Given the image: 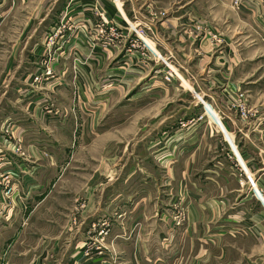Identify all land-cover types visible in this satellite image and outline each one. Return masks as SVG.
<instances>
[{"label":"crops","instance_id":"crops-1","mask_svg":"<svg viewBox=\"0 0 264 264\" xmlns=\"http://www.w3.org/2000/svg\"><path fill=\"white\" fill-rule=\"evenodd\" d=\"M117 1L44 0L35 6L37 20L26 23L6 60L5 71L0 74V175L13 174L17 193L11 200L0 199V264H203L201 252L207 253L209 264L215 243L208 237L201 251L202 235L219 238L224 259L234 250L242 259L245 257L237 264H264V207L249 186L241 188L231 176L232 157L226 138H220L214 130L207 136L182 130L167 133L171 122L183 121L185 116L198 119L201 105L192 91L206 96L226 137L237 146L247 173L256 178L255 186L264 193V0H239L236 6L234 0H130L129 5L125 0ZM23 2L0 0L1 28L8 22L6 14ZM65 11L77 20L91 17L93 11L103 13L106 21L123 31L122 43L104 51L93 47L87 36L77 35L76 51L63 48V52H54L56 47L47 45L46 36L60 23L55 14L60 16ZM44 12L47 15L41 18ZM133 18L145 25L134 58L149 59L146 66L150 76L153 69L159 70H154L157 73L145 83L143 104L147 107L142 124L148 127L132 150L156 158L159 171L167 175L158 176L160 183L147 165L130 168L114 163L108 167L104 162L105 152L120 148V139L116 138L120 128L115 127L120 118L105 116L104 111L118 108L119 98L133 89L140 75L135 69L121 67L128 56L130 34L126 28ZM47 55L57 58L52 65L55 78L34 84L31 76ZM156 59L158 63H154ZM168 71L177 77L171 85L163 82ZM239 90L251 99L253 112L247 119L240 118L231 107L233 95ZM103 91L106 96L100 93ZM174 108L177 113L169 115ZM128 119L132 124L141 120ZM208 120L212 121L211 117ZM135 131L131 126L126 134ZM205 136L207 142L201 146ZM139 143L144 147L140 149ZM16 146L24 155L15 154ZM173 151L182 153L183 158L169 168L168 160H159ZM189 152L193 153L187 159ZM78 158L81 163L95 159L97 166L91 173H95V189L101 196H94L86 182H82L86 192L82 188L79 197L68 192L72 189L68 174L79 164ZM182 163L186 168H181ZM109 176L115 179L110 182V195L104 198L103 178ZM163 176L166 182H162ZM168 184L175 185L176 195L185 186L188 189L182 200L188 204L187 223L175 231H170L167 224L171 220L167 204L176 203V195L171 200L162 194L168 200L166 208H162L160 198V215L153 211L157 210V189H165L166 197H171L168 193L173 189ZM61 189L64 193L59 192ZM80 197L87 207L79 215L77 226L71 222V213L62 211V219L57 217L60 211L48 208L69 206ZM239 197L238 208L232 212V200ZM105 201L111 208L107 215L116 222L106 245L87 257L92 225L106 213L104 205L98 209V203ZM219 212H224L223 219ZM169 233L178 237L179 245L158 246V238ZM233 239L249 244L253 239L256 245L243 251L228 244Z\"/></svg>","mask_w":264,"mask_h":264},{"label":"rangeland","instance_id":"rangeland-1","mask_svg":"<svg viewBox=\"0 0 264 264\" xmlns=\"http://www.w3.org/2000/svg\"><path fill=\"white\" fill-rule=\"evenodd\" d=\"M14 1V0H13ZM23 4L20 3V6L18 7L17 10H15L14 12H11L10 14H6L8 15V19L4 25V27H0V74L1 72L5 71V64H6V60L9 58L10 53L13 50V47L15 46V43L18 40V37L20 36V34L23 31V28L26 27V23L27 22H31L33 20H37L36 16H37V12L35 11V6H39L41 5L44 0H23ZM126 4L129 5L131 4L130 0H125ZM132 1V0H131ZM118 2V1H117ZM12 5V2H11ZM15 5H19L16 4ZM22 5V6H21ZM234 6L235 5V0L233 3ZM96 11V10H95ZM93 11V13L91 14V17H87L84 18L82 17L81 19L77 20L75 18H73L72 16H70V13L67 11L64 12V14H55V17L57 20L56 22L58 23L60 21V23H56V27L55 29H53L51 32H48L47 34V40L46 43L47 45H51V48H55L54 52L60 51L63 52L64 49H72V51H76V45H75V40L77 38V35H85L88 37V41H90L91 45H97L98 42L96 40V31L94 29V26H92L90 23H94V22H103V20L106 21V17L103 15V13H97ZM97 14H99V16H97ZM5 15V14H4ZM45 15H47L46 12L42 13L40 15L41 18L45 17ZM61 15L63 16L61 18ZM59 16V18H57ZM39 18V17H38ZM131 23L133 24H137V30L140 29H144L145 30V25L139 21V19L137 18H133L130 19ZM109 22V21H107ZM89 24V25H88ZM140 27V28H139ZM145 34H143L144 36ZM142 36V33H141ZM142 36V37H143ZM139 42V41H138ZM138 44V43H137ZM136 44V47L134 48V50H132V52H127L130 54H137V47L138 45ZM141 44V43H140ZM128 46L130 48V43H128ZM64 48V49H63ZM63 49V50H62ZM128 49V48H127ZM48 51V48H47ZM46 51V52H47ZM53 51V50H51ZM48 53V52H47ZM61 54V53H60ZM63 54V53H62ZM57 61V58H53V57H49L47 55V59L44 60V62L42 63L41 67H39L31 76L32 82L34 84H44L45 82H52L53 79L55 78V73H54V69L53 66ZM149 62L147 60H138V59H132L131 57L127 56L125 58L124 61L121 62V67L123 69H135L136 71H138V73L140 75H137V78H135L136 80L133 83V89L129 92V93H124L123 95H121V98H119V106L118 108H113V109H108L104 111V115L105 116H111V115H118L120 118L119 119V124L115 125L116 129L120 128V132L118 137L120 139V148L116 149L113 148L107 152H105V157H104V162H105V166L107 165L108 167L112 166V164H118V166L121 165H125L128 164L127 167L129 166L130 168L132 167H136L138 166H143V165H147L148 167H151V171H152V176H154L155 178H157L156 180H158V183H160V179H158V176L161 175H165L164 170H162V172H160L157 167V162L155 161L156 158H154L152 155L147 156L148 152L142 151V152H138L133 153L134 151L133 149V145H135L136 143L140 142V140H142L144 138V130L145 128H147L148 126H144V124H142V118H144V113L146 112L145 108L147 106H145L143 104L144 99V93H143V89L145 86V83H147V81L150 79V77H153V75L157 72H154V70H159V69H153L151 76L148 74L149 73V68L146 66ZM158 63V59L155 60L154 63ZM76 63V61H75ZM171 63V62H170ZM160 65L162 64L161 62L159 63ZM172 67L174 68V64H171ZM175 69V68H174ZM73 70L76 74V65L73 64ZM44 72H49L50 76L49 77H45L42 76V78L40 79V82H36L35 78L39 77L42 73L44 74ZM144 74H148V76H145ZM170 74V71L167 72V75ZM166 78H169L170 81H167ZM174 78L177 77H172L170 78L169 76H166L164 78V83L171 85L173 84V82L175 81ZM108 80V79H107ZM121 80V79H120ZM159 81V80H158ZM117 83V80L115 81ZM111 83V82H110ZM185 88H189V84L188 83H183ZM175 85H177V83H175ZM178 86V85H177ZM175 92V89H172ZM187 90V89H186ZM103 95H107L106 92H100ZM198 92L196 91H192V96L196 99L195 101L197 103H199L200 106V114L198 116V119H196L197 117H189L186 118L185 116V120L181 121V120H177L176 122H171L169 128H167V133L170 134L172 132H178L179 130H182L186 133H190V132H195L198 134H203L206 135L209 132H213V130L215 132H219V136L220 138H226L227 143L229 145L230 148V152H231V176L233 178H236L239 181V186L242 187H246L249 186L250 190H253V192L257 195V197H259L263 207H264V200L263 197L264 193L262 194V192L259 191V189L255 186L256 183V178L253 177V175H250L247 173L244 164H243V160L241 158V155L239 154V151L237 149V146L231 142L229 140V138H227L226 133H225V129L223 124L221 123V120L219 118V116H217L214 111L212 110V108L209 106V102H208V98L204 95L201 94H197ZM174 95V94H173ZM104 96V97H105ZM243 96V98L241 97ZM150 100V99H148ZM251 103V99L249 98V95L247 94V92L239 90L237 91V93H235L233 95V99L231 101L232 104V108L233 110H236V112H238V116L240 118L245 119L242 116L241 113V104H246V109L248 110V116L247 118H249L252 115V108L250 107ZM149 110V109H148ZM176 108L171 109L168 114L172 115L174 114V112H176ZM255 110V108H254ZM48 113H53L52 110L48 109L47 110ZM177 113V112H176ZM175 116V115H174ZM130 117H135L140 119L141 118V122L139 121L136 124H132L131 121H129L128 118ZM208 117H211L212 121L208 120ZM246 118V119H247ZM136 119V120H138ZM214 122L216 124H214ZM134 126L136 127V131L135 134H130L127 135L126 132L128 130V127ZM109 127V125H105V128ZM194 130V131H193ZM117 132V131H116ZM207 136V135H206ZM206 136L203 138L204 140H202L201 142V146L204 145V142L206 141ZM223 136V137H222ZM141 145V146H139ZM144 144L139 143L137 144V146H139V148L141 149ZM200 146V150H204V146L201 147ZM161 147V144L158 146ZM17 148H20V151H17ZM169 148H173V146L169 147ZM127 150V152L130 151V156L127 152H124L123 150ZM15 154L18 155H24L22 148L20 146H16L15 149ZM193 152H189L186 153V158L190 159V155ZM184 156V157H185ZM183 158V154L173 151V154L167 156L166 158H162L159 161L161 162H166L167 160V166L170 168L171 165L173 164H179L181 163L180 161ZM80 158H78L77 163L79 164H75V167L72 169L71 173H69V177L67 175V182H68V186H70L72 189L68 190V192H71L72 196H76L79 197L80 195V190L83 188V186L85 184H83L82 182H86L90 184V188L92 190V194L94 196H96L98 194V196H101L102 194L100 193L99 189H95L96 186V179L95 176H93L95 173H91L93 172L92 170L96 169V161L95 159H92L91 162L89 163H81V160H79ZM83 159V158H82ZM145 161V162H144ZM190 161V160H189ZM160 163V162H159ZM114 164V165H115ZM181 165H184V163H182ZM181 168H186L185 165L182 166ZM157 169V170H156ZM155 171H157V174L154 175ZM184 174V173H182ZM13 174L11 172H5L3 174L0 175V199H4V201H8L9 199L11 200V198H13L16 193H17V189L15 188L14 184H13ZM90 182L89 179L91 178ZM165 176H163L162 178V182H166ZM115 178H113L112 176H109V178L104 177L103 178V184H104V190H103V197L106 198L107 196L110 195L111 193V181L114 180ZM84 180V181H83ZM122 180V178H121ZM170 180V179H169ZM155 184H157V181L155 182ZM163 184V183H162ZM175 186L174 184H168L169 189L172 188V192L171 194L168 193L171 197L167 198L165 194L166 191L165 189H157V194L155 195V203H156V209H153V211L156 213L158 211V208L162 205V203L160 204V198L161 201L164 202L162 208H166L167 206V211L169 214V219L171 218V220L167 221V224L169 226V230L170 231H175L178 229H183L186 226L187 223V207L188 204L185 202H183L182 200H185L186 196L188 195V189L185 186V188H183V190L179 191V194H175L176 190H175ZM86 189L83 188V192ZM59 192L64 193V189L59 190ZM166 198V199H173L175 198V195L177 196V200H175L176 203H174L173 205H171L172 203L167 204V201H165V199L162 197ZM187 194V195H186ZM168 195V196H169ZM241 196H243L242 194H239ZM76 199V198H75ZM164 199V200H162ZM237 199V198H236ZM95 200V198H94ZM239 200H241V197H239L237 200L233 199L232 203H231V210L232 212L236 211L238 208V204H239ZM203 203V201H201V204ZM100 207L98 209L101 208V205H104L103 209L106 212L104 214L103 218L98 219L93 225H92V230L91 233L88 236V242L86 243V251L85 254L87 255V257L92 256V253L96 252L97 250H99V248H102L103 244L106 245L107 243V239L110 237L111 235V230L113 228V224H115V219H113V217H111V215H107L108 212L111 211V208L108 207V204H100ZM167 204V205H166ZM91 206V205H90ZM201 206V205H199ZM67 207V208H66ZM61 204V205H52L49 206V210H51L52 212L57 211V212H61V214H59L57 217L62 218L63 219V212L64 213H71V222L74 224V226L78 225L80 222L79 220V215L81 216V214L85 211L87 205L85 204L83 198H77L76 201H73L71 204H69V206H66ZM93 208V207H92ZM109 208V209H108ZM161 208V209H162ZM108 209V211H107ZM160 209V211H161ZM201 209V208H200ZM93 210L95 211L96 208L94 206ZM223 210V209H221ZM47 211V210H46ZM63 211V212H62ZM202 212H204L201 209V215ZM220 213V212H219ZM223 213H220L221 215V219H223ZM58 214V213H57ZM157 214L160 215L159 212H157ZM206 214V213H205ZM74 216V217H73ZM225 216V214H224ZM178 218H183L181 220L177 219ZM186 217V218H185ZM119 216H116V219H118ZM158 216L155 217V219L158 221ZM220 224V222H216L215 225L216 227H218ZM203 227H206L203 225ZM137 229L140 228L139 225H137L136 227ZM202 228V227H201ZM202 233V232H201ZM212 238L213 242L215 244H212L213 249H212V254H209L210 259L212 260L209 264H213V261H215L214 264H237L238 262H240L241 260L245 259V257H243L240 253L234 252L233 253H229L227 254V259H224V253H223V247H220L221 244L223 245V243H221V241L219 240V238H213V236L208 235V236H203L199 237L200 238V250H203V247H206L207 245H204L205 242L207 241V238ZM156 239V238H154ZM178 237L173 236V233H169V235L167 236H160V238H158L157 240H153L157 241V245L158 246H162L165 245L167 243H172L173 245H179V243L177 242ZM236 239V238H235ZM235 239H233V241H228V244L230 246H232L233 248L236 246H238V248L241 247V249L243 251L247 250V246L250 247H255L256 242L251 239L250 244L247 241H241V243H238V241H236ZM142 240V238H141ZM182 243H180L181 245ZM254 259V258H252ZM207 260V253H202L200 254V261H204L205 263L203 264H208Z\"/></svg>","mask_w":264,"mask_h":264},{"label":"built area","instance_id":"built-area-1","mask_svg":"<svg viewBox=\"0 0 264 264\" xmlns=\"http://www.w3.org/2000/svg\"><path fill=\"white\" fill-rule=\"evenodd\" d=\"M114 1H117V0H114ZM238 4H239V0H235V5H238ZM97 16H99V14H97ZM90 24L94 26V29L96 31V40L98 42L97 46L100 47L102 50L107 51L111 49L112 47H117L120 43H122L123 31L119 29L118 27L112 25L111 23L105 20H103V22L99 21V22H94L93 24L92 23ZM126 31L130 34L129 40H128V43H130V48L128 46L127 51L132 52V50H134V48L136 47L137 43H138L137 44L138 47L136 49L138 50L141 46L140 43L142 42V36L143 34H145V30L144 29L137 30V24L130 23L128 24V27L126 28ZM141 33H142V36H141ZM92 46L96 47V45H92ZM127 51H126L127 55L131 57L132 59H134L133 54H130ZM161 61L163 62L165 67H169L168 63H166L164 60H161ZM42 76L49 77L50 73L49 72L47 73L44 72V74L42 73L39 77L35 78L36 82H40V79L42 78ZM166 76H169L170 78L173 77L171 73ZM166 79L167 81H170L169 78H166ZM241 97L243 98V96ZM240 110H241L242 116L244 118H247L248 110L246 109V104H241ZM17 151H20V148H17ZM262 197L264 200V196ZM177 219L181 220L183 218L177 217Z\"/></svg>","mask_w":264,"mask_h":264}]
</instances>
